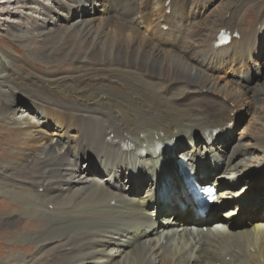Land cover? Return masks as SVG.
I'll list each match as a JSON object with an SVG mask.
<instances>
[{
    "label": "bare ground",
    "instance_id": "bare-ground-1",
    "mask_svg": "<svg viewBox=\"0 0 264 264\" xmlns=\"http://www.w3.org/2000/svg\"><path fill=\"white\" fill-rule=\"evenodd\" d=\"M29 1H0L2 25L36 18L8 19L27 58L0 49L17 91L0 87V199L23 204L0 225L43 223L0 240V264H264V0L251 26L239 1L183 47L212 1ZM222 29L233 38L219 47ZM181 161L219 188L206 217L174 188Z\"/></svg>",
    "mask_w": 264,
    "mask_h": 264
},
{
    "label": "rangeland",
    "instance_id": "rangeland-1",
    "mask_svg": "<svg viewBox=\"0 0 264 264\" xmlns=\"http://www.w3.org/2000/svg\"><path fill=\"white\" fill-rule=\"evenodd\" d=\"M0 1H2V0H0ZM8 1L12 2V4H9L8 5L10 7H7V4L4 5V6H2V7L17 8V7H21L22 6V4L20 5V3H19L21 0H8ZM42 1L44 3H46V4H50L52 0H42ZM210 1H212V3L211 4L209 3V7L205 11L204 14H202L201 16L198 15V16H195V17H192L191 18V22L187 26V28H188L187 37L184 38V41H178L179 44H180L179 47L185 46L186 42L189 39H191L190 37H192V34L193 33H196L197 34L203 28V27H201V25L205 21L206 22H209L210 21V24H213V22L222 15L221 10L227 9L228 7H230L232 5L238 4L239 1H241L240 2L239 9L241 10V12L244 11V16H246V23H247V25L248 26H251L254 23V20L256 18V14H257V10H258L257 4H256L257 2H255L256 0H210ZM189 2H190V4L193 5V3L197 2V0H189ZM28 3L31 4L30 7H35V4H33L32 2H30L29 0H28ZM26 6H27V8L29 7L27 5V3H26ZM90 6H92V4H90ZM22 9H17L15 11L22 10ZM24 10H23L22 13L23 14L24 13H27V11H24ZM28 12L29 13H27L26 17L24 19L22 18V20L19 17L18 18H13V19L10 18L12 21L14 20V22H15V23H12L13 26L8 25L9 24V22H8V19L9 18H5V17L2 18L3 25L0 24V49L9 50V49L12 48V49L18 50V52H20V54H21V56L23 58H27L28 57V54H27V51L24 48V45H22L21 43H18L17 41H15L14 40L15 38L7 30V26H9V28L11 26L12 28H16V29L19 28V25L20 24H24V25H30L31 24L30 26H32L33 25L32 22H34L36 18H35V16H32L31 15V13H32L31 10H28ZM17 25H18V27H17ZM192 40H193V37H192L191 41ZM191 41L188 43V46L191 44ZM14 47H16V48H14ZM197 49H199V48H195L194 50L197 51ZM18 56L20 57V55H18ZM261 57H262L261 58V61L264 62V52L262 53V56ZM198 60H199V58H198ZM202 60L204 62H206V63L210 62V58L208 56H203L202 55ZM39 64H41V65H37V66L40 69L41 68H44V66H45V69H48V67H49L48 65H46L44 63H39ZM3 82L4 81L0 80V83H1L0 84V87L2 89H4V91H8L10 89L11 90L12 89L14 90V88L12 86H10L11 87L10 88L6 84H2ZM13 90H12V92L17 93L16 90H14V91ZM20 97L23 98L24 96L23 95H20ZM0 99H1V94H0ZM24 106H25L24 104H20L18 106V110L16 111V116L17 117H19L22 114V112L25 110V107ZM248 117H249V112H247V111L241 112V114L239 115L238 121H237V126H236V130H235L236 131V134L239 133L242 130V128H244V127H246L248 125V123L246 125V122H245L246 119H248ZM32 119H33L32 122H34V123L37 122V124H40V122H39V120L37 118H35V117L32 116L31 120ZM2 123H4V122H2ZM2 123H0V124L2 125ZM1 129H2V127L0 126V131H1ZM51 132H53V133H51ZM55 133H56V131H54V130H50L49 131V134L50 135L51 134L54 135ZM3 136H5V133L4 134L3 133L0 134V137L1 138H3ZM1 143H3V142L0 141V144ZM4 147H6V146H3V151L0 149V155L2 156V158L4 156L3 159H7V157L9 156V153L5 150ZM8 187H9V189H16L15 186H12V185H9ZM262 191L264 192V190H262ZM250 195H253V201H254L251 204H253V203L257 204L258 203L257 200L259 201V199H257V198L260 197V196L257 195V193H256L255 190H251V194ZM261 196H264V193ZM259 204H261V206L263 208L262 203H259ZM22 205L23 204L20 203L17 200V198L8 195V196L3 197V198L0 199V213L3 214V215H6L8 217L9 216L8 215L9 213H11L12 211H17V208L19 206H22ZM6 213H8V214H6ZM38 216L39 217L40 216L41 217H44L45 216V213H41L40 212ZM24 220H25V222L27 221L26 219H24ZM29 220H33V222H28V221H27L28 223L26 222V225H28L29 228L28 227L27 228L26 227L24 228V226H22V225H12V224L11 225H6V224L5 225H0V240H2L5 244H8V245H10V244L16 245L15 244V243H17L16 237H17V234H19L18 232L20 230L22 231L20 233H23V230L22 229L31 231V230H34V227H37V226L39 227V225H41L43 223V219H41V218H37V219L36 218H30ZM36 221L38 222L37 225H36ZM13 232H16V233L14 234ZM11 242H15V243H11ZM0 243H1V241H0ZM20 243H24V247H27L28 246L29 249H25V248L22 249L23 248L22 247V248L19 249V252H18L19 254H22L23 252H29V254L37 255V249L36 248L33 249L32 251H30V248L33 246V244L30 243L28 245H25L27 243H25V242H20ZM39 254H40L39 256H41V253H39ZM35 257H36V259H38V256H35Z\"/></svg>",
    "mask_w": 264,
    "mask_h": 264
}]
</instances>
